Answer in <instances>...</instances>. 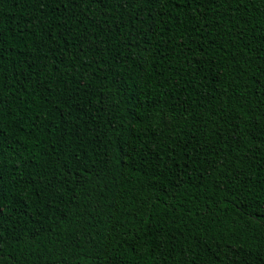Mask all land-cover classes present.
Segmentation results:
<instances>
[{"label":"trees","instance_id":"1","mask_svg":"<svg viewBox=\"0 0 264 264\" xmlns=\"http://www.w3.org/2000/svg\"><path fill=\"white\" fill-rule=\"evenodd\" d=\"M0 232V264H260L264 0H0Z\"/></svg>","mask_w":264,"mask_h":264},{"label":"snow or ice","instance_id":"2","mask_svg":"<svg viewBox=\"0 0 264 264\" xmlns=\"http://www.w3.org/2000/svg\"><path fill=\"white\" fill-rule=\"evenodd\" d=\"M128 2H132V0H128ZM120 6H123V3H121ZM197 8L199 9V5H197ZM0 235H2V232H0ZM260 264H264V257H261Z\"/></svg>","mask_w":264,"mask_h":264}]
</instances>
